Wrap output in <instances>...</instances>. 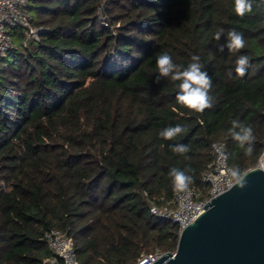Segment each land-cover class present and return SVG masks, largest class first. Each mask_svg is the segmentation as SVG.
Wrapping results in <instances>:
<instances>
[{
  "label": "trees",
  "instance_id": "trees-1",
  "mask_svg": "<svg viewBox=\"0 0 264 264\" xmlns=\"http://www.w3.org/2000/svg\"><path fill=\"white\" fill-rule=\"evenodd\" d=\"M233 9L234 0H30L25 12L42 28L39 39L25 45V27H14L13 47L0 56V264H43L52 228L73 238L81 264L174 251L179 225L152 215L149 203L173 196L169 170L186 171L205 198L215 141L239 174L257 165L264 0L243 17ZM233 28L245 48L218 52L225 38L215 33ZM164 52L184 67L199 57L210 108L179 105V81L154 82ZM242 54L250 63L243 77L235 72ZM232 120L253 128L251 156L232 139ZM177 124L185 131L159 136ZM177 144L189 151L174 152Z\"/></svg>",
  "mask_w": 264,
  "mask_h": 264
},
{
  "label": "water",
  "instance_id": "water-1",
  "mask_svg": "<svg viewBox=\"0 0 264 264\" xmlns=\"http://www.w3.org/2000/svg\"><path fill=\"white\" fill-rule=\"evenodd\" d=\"M243 185V186H242ZM152 264H264V169L243 171Z\"/></svg>",
  "mask_w": 264,
  "mask_h": 264
},
{
  "label": "built area",
  "instance_id": "built-area-1",
  "mask_svg": "<svg viewBox=\"0 0 264 264\" xmlns=\"http://www.w3.org/2000/svg\"><path fill=\"white\" fill-rule=\"evenodd\" d=\"M30 0H0V56H4L13 47L11 30L19 25L25 27L28 39H39L42 28L33 26L27 15L26 7ZM102 18V17H101ZM104 24L105 21L102 20ZM214 160L203 175L209 184L208 195L202 198L201 191L188 185L185 190H174L170 199L158 197L149 199L150 213L178 224L180 230L196 219L203 211L207 201L228 190L240 177L232 173L233 167L229 160L225 161L221 153H227L224 141L212 144ZM228 154V153H227ZM256 166L264 169V150ZM51 255L43 260V264H81L78 258L74 240L66 232L52 228L45 233ZM164 252L159 249L151 253H142L135 264H152Z\"/></svg>",
  "mask_w": 264,
  "mask_h": 264
},
{
  "label": "clouds",
  "instance_id": "clouds-1",
  "mask_svg": "<svg viewBox=\"0 0 264 264\" xmlns=\"http://www.w3.org/2000/svg\"><path fill=\"white\" fill-rule=\"evenodd\" d=\"M253 3L254 0H234L233 10L237 16L243 17L246 13L253 11ZM222 36H224L225 41L218 45L217 50L220 53H223L225 49L230 53H237L246 46L244 34L234 28L228 29L226 34L223 31L216 32L214 39L220 41ZM191 60L192 62L187 67H184L174 63L171 55L167 52L159 54L156 58L158 75L154 82L158 84L162 77L170 78L173 82L179 81L176 102L190 111L202 113L205 109L212 106L211 97L209 96L212 82L207 72L202 70L203 65L199 62V57L193 55ZM249 67L250 63L247 55H239L235 60V72L237 75L243 77ZM231 124L232 139L241 148L245 149L246 155L251 156L255 151L253 128L239 120H232ZM184 131L185 129L177 124L162 129L159 132V136L165 140H171ZM172 150L179 154L189 151L188 147L183 144L173 145ZM221 155L225 161L229 158L227 153H221ZM232 173L239 175V170L233 169ZM169 177L171 178L174 190H185L192 182L191 175L176 167H172L169 170Z\"/></svg>",
  "mask_w": 264,
  "mask_h": 264
},
{
  "label": "rangeland",
  "instance_id": "rangeland-1",
  "mask_svg": "<svg viewBox=\"0 0 264 264\" xmlns=\"http://www.w3.org/2000/svg\"><path fill=\"white\" fill-rule=\"evenodd\" d=\"M102 17V16H101Z\"/></svg>",
  "mask_w": 264,
  "mask_h": 264
}]
</instances>
